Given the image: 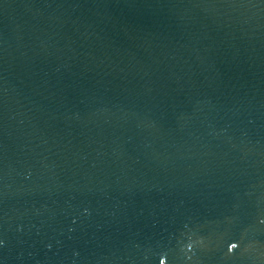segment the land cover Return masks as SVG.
Wrapping results in <instances>:
<instances>
[{
    "label": "water",
    "instance_id": "1",
    "mask_svg": "<svg viewBox=\"0 0 264 264\" xmlns=\"http://www.w3.org/2000/svg\"><path fill=\"white\" fill-rule=\"evenodd\" d=\"M0 264H264V0H0Z\"/></svg>",
    "mask_w": 264,
    "mask_h": 264
},
{
    "label": "clouds",
    "instance_id": "2",
    "mask_svg": "<svg viewBox=\"0 0 264 264\" xmlns=\"http://www.w3.org/2000/svg\"><path fill=\"white\" fill-rule=\"evenodd\" d=\"M238 245L236 243H232L229 248H228V251L229 253H232L234 252L236 249H237Z\"/></svg>",
    "mask_w": 264,
    "mask_h": 264
}]
</instances>
